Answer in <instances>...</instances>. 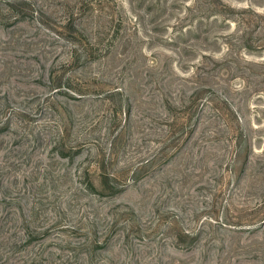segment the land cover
Instances as JSON below:
<instances>
[{
    "label": "rangeland",
    "instance_id": "rangeland-1",
    "mask_svg": "<svg viewBox=\"0 0 264 264\" xmlns=\"http://www.w3.org/2000/svg\"><path fill=\"white\" fill-rule=\"evenodd\" d=\"M0 264H264V0H0Z\"/></svg>",
    "mask_w": 264,
    "mask_h": 264
}]
</instances>
